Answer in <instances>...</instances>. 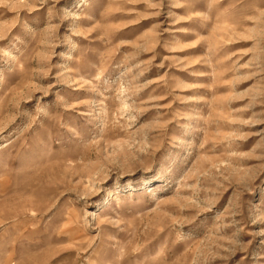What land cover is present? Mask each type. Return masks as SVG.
<instances>
[{
	"label": "rangeland",
	"instance_id": "374dc122",
	"mask_svg": "<svg viewBox=\"0 0 264 264\" xmlns=\"http://www.w3.org/2000/svg\"><path fill=\"white\" fill-rule=\"evenodd\" d=\"M0 264H264V0H0Z\"/></svg>",
	"mask_w": 264,
	"mask_h": 264
}]
</instances>
